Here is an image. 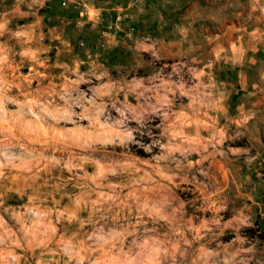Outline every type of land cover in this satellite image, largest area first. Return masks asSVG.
Returning a JSON list of instances; mask_svg holds the SVG:
<instances>
[{"label":"rangeland","instance_id":"374dc122","mask_svg":"<svg viewBox=\"0 0 264 264\" xmlns=\"http://www.w3.org/2000/svg\"><path fill=\"white\" fill-rule=\"evenodd\" d=\"M78 1L0 0V264H264V0Z\"/></svg>","mask_w":264,"mask_h":264},{"label":"crops","instance_id":"0c3cea01","mask_svg":"<svg viewBox=\"0 0 264 264\" xmlns=\"http://www.w3.org/2000/svg\"><path fill=\"white\" fill-rule=\"evenodd\" d=\"M75 4H79V1L77 0H75ZM20 6H22V5H18V7H20ZM29 11H21V9H14L12 12H16V13H18V12H20L21 13V15H23L24 17H21V20H25L26 19V17L25 16H28V19H31V11H30V9H28ZM42 20V19H41Z\"/></svg>","mask_w":264,"mask_h":264},{"label":"bare ground","instance_id":"6f19581e","mask_svg":"<svg viewBox=\"0 0 264 264\" xmlns=\"http://www.w3.org/2000/svg\"><path fill=\"white\" fill-rule=\"evenodd\" d=\"M0 225H1V224H0ZM0 231H1V230H0ZM4 233H6V232L4 231ZM0 235H3V234H2V233H0ZM6 235H7V234H6ZM3 236H4V235H3ZM3 236H2V237H3ZM2 239H3V238H2ZM6 240H7V239H6Z\"/></svg>","mask_w":264,"mask_h":264},{"label":"trees","instance_id":"16d2710c","mask_svg":"<svg viewBox=\"0 0 264 264\" xmlns=\"http://www.w3.org/2000/svg\"><path fill=\"white\" fill-rule=\"evenodd\" d=\"M141 152V151H140Z\"/></svg>","mask_w":264,"mask_h":264}]
</instances>
